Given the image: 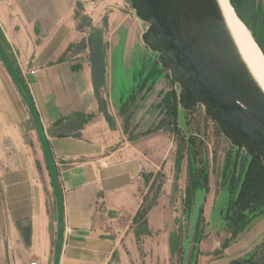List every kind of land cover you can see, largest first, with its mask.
Returning <instances> with one entry per match:
<instances>
[{
	"label": "crops",
	"instance_id": "crops-1",
	"mask_svg": "<svg viewBox=\"0 0 264 264\" xmlns=\"http://www.w3.org/2000/svg\"><path fill=\"white\" fill-rule=\"evenodd\" d=\"M146 29L128 0H103L95 11L85 0H0V37L18 71L29 73L24 84L58 174L65 220L59 264H189L181 260L177 192L166 175L170 164L158 166L109 110L110 66H136L134 75L148 67L141 73L148 84L141 94L130 88L115 98L149 95L156 86L157 66L142 42ZM95 37L106 67L101 88L94 85ZM0 162L9 165L1 182L12 264H52L57 198L33 115L1 58ZM230 222H212L217 245L212 239L210 249L201 240L197 264L237 261L240 251L233 256L235 245L225 244L231 233L224 251L218 238Z\"/></svg>",
	"mask_w": 264,
	"mask_h": 264
},
{
	"label": "rangeland",
	"instance_id": "rangeland-1",
	"mask_svg": "<svg viewBox=\"0 0 264 264\" xmlns=\"http://www.w3.org/2000/svg\"><path fill=\"white\" fill-rule=\"evenodd\" d=\"M254 2V12L250 16L249 25L264 40V0H254ZM103 40L106 43L107 40L104 38ZM13 54L16 55V52L14 51ZM157 57L156 54H150L152 65L157 66L154 72L157 82L153 92L149 95L145 92L142 96H134L125 100L115 98L116 93L120 94L130 88H134L138 94H141L148 85L147 81L140 79L141 73L143 74L148 67L144 69V65L143 70L141 69L135 75L134 72L138 69L136 66L109 67L106 87L108 96L109 93L112 94V98H108L109 110L117 115L120 125L125 127L126 136L137 144H143L147 155L152 156L158 166H161L163 161H165L163 165L170 164V173L166 172V175L175 183L177 192L179 205L176 207L180 211L178 230L182 244L180 250L183 256L181 260L189 264H197L196 257L201 240L210 249L213 247L214 240L217 245L216 237L214 234L212 236V222L217 224L220 219L227 217L225 209L229 198L228 188L235 165L237 164V174H240V168L250 157L243 149L235 151L236 148L221 134L217 125L205 115L202 106H198L193 112L183 111L178 99L180 88L171 81L169 72L160 67ZM13 63L15 65L14 61ZM173 93L177 96L179 106L177 123L171 110ZM8 168L7 163L0 162V264H12L5 247L7 220L1 182V177ZM164 169L161 167L159 171L160 184L164 183V178H166L162 174ZM201 205L204 209L203 224L199 242L195 243V224ZM257 215L255 218L248 217L240 222L230 220L231 224L221 229L222 234L218 233L223 251L228 248L227 244L231 247L235 245L233 256L238 255L240 251L241 255L235 257L237 261L233 264L264 263V236L261 234L258 237L264 228V211ZM55 217L54 255L58 237V212L56 211ZM250 229L253 231L249 234ZM28 231L29 229H25L24 234L26 235ZM228 233H231V237L224 245L223 240ZM235 239H237L236 244Z\"/></svg>",
	"mask_w": 264,
	"mask_h": 264
},
{
	"label": "water",
	"instance_id": "water-1",
	"mask_svg": "<svg viewBox=\"0 0 264 264\" xmlns=\"http://www.w3.org/2000/svg\"><path fill=\"white\" fill-rule=\"evenodd\" d=\"M136 17L147 25L144 45L180 88L179 106L205 115L236 149L264 165V90L256 81L230 32L218 0H128ZM231 2V0H230ZM247 27V26H246ZM264 55V41L248 30ZM0 58L33 115L58 205V237L53 264H59L64 243L63 197L54 160L30 93L0 40ZM201 205L194 241L199 242Z\"/></svg>",
	"mask_w": 264,
	"mask_h": 264
},
{
	"label": "trees",
	"instance_id": "trees-1",
	"mask_svg": "<svg viewBox=\"0 0 264 264\" xmlns=\"http://www.w3.org/2000/svg\"><path fill=\"white\" fill-rule=\"evenodd\" d=\"M254 3V0H231V4L240 20L249 28L256 39L264 41L258 32L249 25L250 16L254 12ZM0 40L6 51H8L1 37ZM100 41L99 37H95L92 40V66L96 88H101L105 82L106 67L104 66V51L100 48ZM146 70L144 74L148 72ZM178 107L177 96L173 93L171 110L176 123ZM228 191L229 198L225 209L226 219L240 222L248 219V217L255 218L258 212L264 208V165L262 160L248 158L242 168H240V174H237L236 164ZM26 237H28L29 241V231L26 233Z\"/></svg>",
	"mask_w": 264,
	"mask_h": 264
},
{
	"label": "bare ground",
	"instance_id": "bare-ground-1",
	"mask_svg": "<svg viewBox=\"0 0 264 264\" xmlns=\"http://www.w3.org/2000/svg\"><path fill=\"white\" fill-rule=\"evenodd\" d=\"M238 49L264 90V55L251 39L249 29L237 16L230 0H218ZM197 258V257H196Z\"/></svg>",
	"mask_w": 264,
	"mask_h": 264
},
{
	"label": "built area",
	"instance_id": "built-area-1",
	"mask_svg": "<svg viewBox=\"0 0 264 264\" xmlns=\"http://www.w3.org/2000/svg\"><path fill=\"white\" fill-rule=\"evenodd\" d=\"M102 1L103 0H85L88 6L91 7L92 9H97ZM28 74L29 73L27 71H24L23 73H21V78L23 81L27 80ZM31 74H34V72H31ZM33 264H36V263H33Z\"/></svg>",
	"mask_w": 264,
	"mask_h": 264
},
{
	"label": "flooded vegetation",
	"instance_id": "flooded-vegetation-1",
	"mask_svg": "<svg viewBox=\"0 0 264 264\" xmlns=\"http://www.w3.org/2000/svg\"><path fill=\"white\" fill-rule=\"evenodd\" d=\"M242 264V263H241Z\"/></svg>",
	"mask_w": 264,
	"mask_h": 264
}]
</instances>
